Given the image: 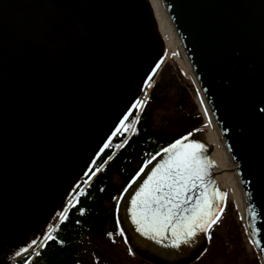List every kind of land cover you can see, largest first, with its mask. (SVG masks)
<instances>
[{
	"label": "water",
	"instance_id": "water-1",
	"mask_svg": "<svg viewBox=\"0 0 264 264\" xmlns=\"http://www.w3.org/2000/svg\"><path fill=\"white\" fill-rule=\"evenodd\" d=\"M164 3L232 159L264 264V0ZM154 42L145 0H0V230L21 202L58 183L86 146L73 144L85 119L123 91ZM204 148L211 196L218 173L214 148ZM166 159L163 151L154 163ZM101 195L112 201L116 185Z\"/></svg>",
	"mask_w": 264,
	"mask_h": 264
},
{
	"label": "rangeland",
	"instance_id": "rangeland-1",
	"mask_svg": "<svg viewBox=\"0 0 264 264\" xmlns=\"http://www.w3.org/2000/svg\"><path fill=\"white\" fill-rule=\"evenodd\" d=\"M145 1L150 5L153 14L156 35L154 47L145 56L144 64L130 76L123 91L105 103L102 113L95 119H85L87 135L82 128L80 132H83L80 133L78 142L73 140V144L80 142V145L86 146L64 169L58 183L51 184L47 190L39 182L41 187L38 193L28 198L29 205L24 206L21 202L19 206L21 209L18 212L13 211L1 228L0 258L10 260L9 264H19L24 255L38 253V247L47 241L53 227L66 214L69 204L73 203L74 194L84 181H87L88 175L93 172L95 162L109 142L118 131L126 128L124 123L137 107V101L143 103L141 109L154 108L149 101V95L155 83L173 84V87L165 92L167 101L164 106L154 110L155 128H164L172 120L176 121L178 113L175 103L179 98L176 92L180 88H185L190 96L189 110L197 116L201 115L205 124L201 129L188 134L187 140L184 138L182 140L196 143L200 134L206 133L208 137L211 136L209 133L212 131V124L208 111L180 45L161 11L162 8L153 0ZM91 122H95L96 130L90 128ZM209 139L215 143L213 138ZM148 170L149 165L129 184L130 186L128 185L119 201L118 209H121L124 223L122 226L125 229L123 235L111 227L105 229L99 236L87 234L80 244L79 264H154L151 261L156 264H262L233 188H223L225 191L223 213L219 223L210 230L220 234L218 238L210 233H204L198 235L195 246L171 248L166 253L145 245L141 241L142 234L134 228L132 219L127 217L126 213L131 207L133 196L137 193V191L132 193L131 189L144 183ZM114 183L119 184V179L115 177ZM23 187L22 191L29 189V185ZM128 194H132L133 198ZM23 208L27 209L22 211ZM128 235L132 248L126 240ZM209 235L211 239L208 238Z\"/></svg>",
	"mask_w": 264,
	"mask_h": 264
},
{
	"label": "trees",
	"instance_id": "trees-1",
	"mask_svg": "<svg viewBox=\"0 0 264 264\" xmlns=\"http://www.w3.org/2000/svg\"><path fill=\"white\" fill-rule=\"evenodd\" d=\"M172 87L173 84L156 83L149 95V101L153 103L154 108L152 110L144 108L140 114L139 107L133 110L125 123L127 130L121 129L112 138L95 164L94 170L101 169L118 151L111 160L112 164L107 165L79 196L73 219L70 222L62 221L59 224L55 231L56 244L43 245L38 254L39 259H44L46 264H79L81 248L74 241L88 232L98 236L110 222L116 221L115 214L111 212L101 197V188L113 182L114 176H119L122 180L118 188V194H120L121 190L125 189L156 155L185 135L202 128L205 124L204 120L201 115L197 116L189 110L190 96L185 88H180L176 92L179 96L175 103L178 113L176 121L172 120L164 128H155L154 110L164 106L167 101L165 92ZM138 114L139 117H137ZM128 137L127 142L121 147ZM210 234L216 238L220 235L213 231ZM32 256V253L25 255L19 263L24 264ZM9 261L4 257L0 258V264H9ZM151 262L156 264L154 261Z\"/></svg>",
	"mask_w": 264,
	"mask_h": 264
},
{
	"label": "snow or ice",
	"instance_id": "snow-or-ice-1",
	"mask_svg": "<svg viewBox=\"0 0 264 264\" xmlns=\"http://www.w3.org/2000/svg\"><path fill=\"white\" fill-rule=\"evenodd\" d=\"M142 106L137 101V107ZM184 140L165 149L167 159L151 171L131 201L137 231L157 243L170 241L173 248L193 243L199 233H210L223 213L224 194L214 190L209 196L204 184L208 167L202 159L204 145ZM200 188L204 189L200 198L192 200L190 193Z\"/></svg>",
	"mask_w": 264,
	"mask_h": 264
},
{
	"label": "bare ground",
	"instance_id": "bare-ground-1",
	"mask_svg": "<svg viewBox=\"0 0 264 264\" xmlns=\"http://www.w3.org/2000/svg\"><path fill=\"white\" fill-rule=\"evenodd\" d=\"M155 3L159 4L160 7L162 8V12H163V15L164 17L166 18V21L168 22V24L170 25V28L172 29L179 45H180V49H181V52L190 68V70L192 71V75H193V78L197 84V87L199 89V92L202 96V99H203V102L205 104V107L208 111V114H209V119H210V122L212 124V131L211 133H209L211 136V138L214 139L215 143H212L208 137V135L206 133H203V134H200L198 136V140L196 143H199V144H202L204 145V147H213L214 148V151L213 153L211 154L210 156V163L211 165L214 167V170L218 173V176L216 178V188H215V191H218L219 193H222V194H225V191L224 189H228V188H233V191H234V194H235V197L238 199V203H239V206L241 207V210L243 212V217H244V221L246 223V226L248 228V231L250 233V236L252 238V241L256 247V244H255V241H254V238L252 236V233L250 231V228H249V225H248V222H247V217H246V211H245V202H244V197H243V193H242V188H241V185H240V182H239V179H238V176H237V173L235 171V168H234V165H233V162H232V159L226 149V146L223 142V139H222V136L220 134V131H219V128L216 124V121L212 115V112L208 106V103L205 99V96L196 80V77L194 75V72H193V69H192V66H191V63L189 61V58L185 52V49L181 43V40L173 26V23L171 21V18L167 12V9H166V6H165V3H164V0H153ZM159 7V6H158ZM156 167V164L153 162L150 166H149V170L147 172V177L148 175L151 174V171L154 170V168ZM224 176V177H223ZM146 177V179H147ZM145 179V180H146ZM144 180V181H145ZM143 184V183H142ZM142 184H139L136 188H132L131 189V192L132 193H135L136 191H138V189H140V187L142 186ZM224 188V189H223ZM213 194V193H212ZM130 195V194H129ZM132 195V194H131ZM130 195V197H131ZM212 196V195H211ZM134 197V196H133ZM131 197V198H133ZM132 218V216H131ZM134 228H136V226H134ZM137 229V228H136ZM201 234H204V233H199L198 235H201ZM197 235V237H198ZM141 241L143 243H145V245H148V247L154 249V250H159V252H163V253H166V251H168L169 249H171V246H168L170 245V241H164L163 243H157L155 240H151V239H148L146 238L145 236L141 235ZM197 237L195 238V241L191 244H182L180 247H186L187 245H190V246H195L196 243L198 242L197 240Z\"/></svg>",
	"mask_w": 264,
	"mask_h": 264
},
{
	"label": "flooded vegetation",
	"instance_id": "flooded-vegetation-1",
	"mask_svg": "<svg viewBox=\"0 0 264 264\" xmlns=\"http://www.w3.org/2000/svg\"><path fill=\"white\" fill-rule=\"evenodd\" d=\"M38 185H39V182L37 183ZM27 209V208H26ZM26 209H24V210H26ZM76 210V209H75ZM74 210V211H75ZM119 211V217H118V225L121 227V229H123V231H125V229H124V226H122L124 223H123V218L121 217V214H122V212H121V209H118ZM74 211H71V209H70V207H68V210H67V212H66V217L68 218L67 220L64 218V220H66L67 222H70L72 219H73V213H74ZM65 215H64V217H65ZM126 216L127 217H131L132 215H131V211L129 212H127L126 213ZM55 236V235H54ZM48 240V239H47ZM126 240H127V243L130 245V247L132 248V244H131V239H130V236L128 235V236H126ZM76 241V240H75ZM52 242H54L53 243V245L54 244H56V242H55V240H52Z\"/></svg>",
	"mask_w": 264,
	"mask_h": 264
},
{
	"label": "built area",
	"instance_id": "built-area-1",
	"mask_svg": "<svg viewBox=\"0 0 264 264\" xmlns=\"http://www.w3.org/2000/svg\"><path fill=\"white\" fill-rule=\"evenodd\" d=\"M29 264H33V263L30 262ZM37 264H45V263L42 261L41 263H37Z\"/></svg>",
	"mask_w": 264,
	"mask_h": 264
}]
</instances>
